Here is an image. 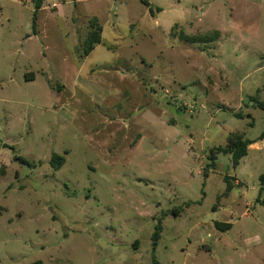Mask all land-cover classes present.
I'll return each instance as SVG.
<instances>
[{
  "label": "rangeland",
  "instance_id": "obj_1",
  "mask_svg": "<svg viewBox=\"0 0 264 264\" xmlns=\"http://www.w3.org/2000/svg\"><path fill=\"white\" fill-rule=\"evenodd\" d=\"M35 1L0 0V264H264V36L221 54L142 0H56L46 37Z\"/></svg>",
  "mask_w": 264,
  "mask_h": 264
},
{
  "label": "crops",
  "instance_id": "obj_2",
  "mask_svg": "<svg viewBox=\"0 0 264 264\" xmlns=\"http://www.w3.org/2000/svg\"><path fill=\"white\" fill-rule=\"evenodd\" d=\"M50 1V0H49ZM85 0H80L82 4ZM157 1V0H156ZM161 3H153L148 0L153 11L148 8L152 23L157 30L163 35L174 38L173 29L176 25L181 27H192L198 29L202 33H214L216 38L213 40L210 51L212 48L218 50L221 54L225 52V45H229L231 52L237 55L249 42L261 39L264 36V0H160ZM51 2V1H50ZM87 2V1H86ZM57 1H52V6ZM30 5V4H29ZM34 7V3L31 4ZM79 5V4H78ZM171 9L175 14L171 18H166L164 15L165 8ZM77 7V5H76ZM54 8V7H52ZM63 5L54 9L49 6H43L37 12V25L38 31L43 36H49V28L56 23V19L50 12H58L59 18L63 15ZM86 16L89 19H97L102 29L101 43L95 47L90 53L92 54L97 47L103 44L104 28L102 22L105 21L106 14H92L90 6L84 7ZM54 10V11H53ZM79 16H76L78 18ZM80 18H78L79 20ZM132 24L136 27L137 24ZM200 42H197L198 44ZM259 43V42H258ZM210 49V50H209ZM207 48L203 51H197L199 54L206 52ZM208 53V52H206ZM89 54V55H90ZM210 54V53H208ZM219 54V53H218ZM262 60H264V50L262 52ZM87 55L86 57H88ZM254 146H250L253 148ZM249 151V150H248Z\"/></svg>",
  "mask_w": 264,
  "mask_h": 264
},
{
  "label": "trees",
  "instance_id": "obj_3",
  "mask_svg": "<svg viewBox=\"0 0 264 264\" xmlns=\"http://www.w3.org/2000/svg\"><path fill=\"white\" fill-rule=\"evenodd\" d=\"M45 0H36L34 4V28L36 26V19H37V12L42 8L43 2ZM143 4L147 6L150 11L152 12L153 9L151 8L150 3L148 0H142ZM101 34H102V29L100 24L98 23L97 19H92L91 20V26H90V31L88 33L87 39L85 41V56L89 55L97 45L101 43ZM180 39L183 41H190L186 35L182 34L180 36ZM191 42V41H190ZM195 39H194V41ZM258 108L262 109L264 111V104L261 102L257 103ZM236 117L243 118L244 116L242 114H236ZM260 140H264V133L261 135ZM256 141H252L249 139H246L243 134L235 133L231 135L228 138V143L226 147H219L216 149V152L218 153H223V154H228L232 156V162L234 168L238 167L240 164V161L248 155V150L251 145H253ZM65 159L63 157H60L59 155H54L52 158V165L55 170H59L62 165L64 164ZM261 180V190H264V175L260 178ZM225 181L228 183V190L232 189V184L229 179V177H226ZM221 225L218 224V227ZM226 228L231 227L230 224H226ZM159 229L160 226L157 227V231L154 235V242L156 244V240L159 238Z\"/></svg>",
  "mask_w": 264,
  "mask_h": 264
},
{
  "label": "built area",
  "instance_id": "obj_4",
  "mask_svg": "<svg viewBox=\"0 0 264 264\" xmlns=\"http://www.w3.org/2000/svg\"><path fill=\"white\" fill-rule=\"evenodd\" d=\"M58 6H60V3H54L53 5H52V7H58Z\"/></svg>",
  "mask_w": 264,
  "mask_h": 264
}]
</instances>
